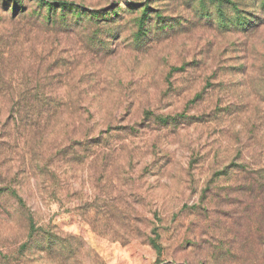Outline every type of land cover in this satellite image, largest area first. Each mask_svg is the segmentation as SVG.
Masks as SVG:
<instances>
[{
    "label": "rangeland",
    "instance_id": "obj_1",
    "mask_svg": "<svg viewBox=\"0 0 264 264\" xmlns=\"http://www.w3.org/2000/svg\"><path fill=\"white\" fill-rule=\"evenodd\" d=\"M65 1L98 16L0 0V106L56 107L1 158L0 264L27 214L49 264H264V28H220L225 0Z\"/></svg>",
    "mask_w": 264,
    "mask_h": 264
},
{
    "label": "trees",
    "instance_id": "obj_2",
    "mask_svg": "<svg viewBox=\"0 0 264 264\" xmlns=\"http://www.w3.org/2000/svg\"><path fill=\"white\" fill-rule=\"evenodd\" d=\"M40 2V9H44L47 4L49 8L44 14L45 20L52 24H59L63 28H69L66 26L68 14H71L72 19H80L81 14L85 16L90 15V17L98 16L93 12L82 11L79 6H76L72 2H67L65 0L55 3H48L50 1L38 0ZM224 1V0H223ZM221 1V2H223ZM227 7V13L234 16L232 19H221L219 26L220 28H234L239 31L244 36L250 37L256 34L260 29L264 28V0H225ZM45 4V5H44ZM240 7L245 8L241 10ZM217 11L220 17L224 16V9L218 7ZM92 14V15H91ZM86 18V17H85ZM89 18V17H88ZM83 20V19H82ZM212 22V21H211ZM167 29V28H165ZM164 29V30H165ZM12 35L7 36V39L13 38ZM16 39V38H15ZM3 40V38H1ZM14 40V39H12ZM247 48L245 52H247ZM258 77H251L249 84L256 86V84H264V67L260 69ZM258 78V79H257ZM264 86V85H263ZM50 101H35V102H6L0 106V161L1 158L7 156V152L17 147V144L24 135L28 132L34 131V133L42 131L46 122L51 120L55 114L56 107ZM2 112L4 114H2ZM7 139V142L5 141ZM6 153V154H5ZM33 154L32 150H28L25 147V151L20 154V160L18 161V169L22 172L24 176H27L30 170L34 169V159L31 157ZM11 174V173H10ZM10 174H8L10 176ZM18 173H14L15 177H18ZM17 175V176H16ZM21 179V177H20ZM14 198L18 201L21 208H25L24 202L17 195L14 189H8ZM3 197L0 196V201ZM59 238V237H58ZM53 237V234L49 229L41 225H37L33 215H26L25 219V236L16 245V249L13 253H6L4 259V264H25V260L30 258L35 261H42L44 264H49L51 261L52 245L58 251L59 262L67 261L64 258L63 252L65 247L60 239ZM58 242V243H57ZM10 254H13L11 256ZM36 256V257H35ZM28 262V261H27ZM67 264V263H64Z\"/></svg>",
    "mask_w": 264,
    "mask_h": 264
}]
</instances>
